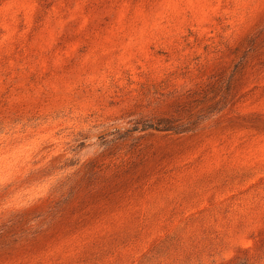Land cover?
Here are the masks:
<instances>
[{"label": "rangeland", "instance_id": "obj_1", "mask_svg": "<svg viewBox=\"0 0 264 264\" xmlns=\"http://www.w3.org/2000/svg\"><path fill=\"white\" fill-rule=\"evenodd\" d=\"M0 264H264V0H0Z\"/></svg>", "mask_w": 264, "mask_h": 264}]
</instances>
